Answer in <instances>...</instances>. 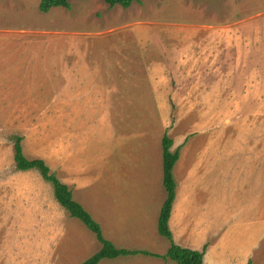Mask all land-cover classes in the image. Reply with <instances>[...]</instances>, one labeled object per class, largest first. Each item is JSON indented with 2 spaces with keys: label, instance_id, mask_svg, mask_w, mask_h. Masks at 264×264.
<instances>
[{
  "label": "rangeland",
  "instance_id": "374dc122",
  "mask_svg": "<svg viewBox=\"0 0 264 264\" xmlns=\"http://www.w3.org/2000/svg\"><path fill=\"white\" fill-rule=\"evenodd\" d=\"M39 1L0 0V264L27 263L14 260L13 250L25 239L24 214L15 228L13 213L2 203L4 192H52L36 170H15L12 138L22 137L24 157L35 159L41 139L46 149L56 142L60 124L70 135L86 133L87 147L106 139L134 177L146 165V154L139 156L144 146L155 176L158 167L159 191L152 190L150 200L132 199L145 200L148 213L165 197L160 142L166 134L171 152L178 149L179 155L172 174L174 202L178 198L184 211L194 207V218L206 216L220 225L207 244L217 238L222 252L206 249L204 264H229L228 257L239 264L247 252L249 264H264V0H137L128 9L109 8L101 0H67L69 10L46 14L38 11ZM72 46L82 52L75 48L69 58L64 52ZM84 63L111 74L113 96L108 84L97 85L107 96H55L56 72L80 83L70 85L72 93L82 89L93 72ZM132 73L147 75L145 92L148 86L161 93L124 96L135 93L136 85L123 84L136 79ZM182 81L187 84L170 85ZM90 87L98 91L95 84ZM80 111L93 112L89 128L79 123ZM97 111L102 113L96 116ZM254 210L256 221H249ZM137 229L150 243L118 247L167 251L156 224ZM106 233L103 227L105 239ZM139 256L99 264H174ZM83 257L65 264H81Z\"/></svg>",
  "mask_w": 264,
  "mask_h": 264
},
{
  "label": "crops",
  "instance_id": "0c3cea01",
  "mask_svg": "<svg viewBox=\"0 0 264 264\" xmlns=\"http://www.w3.org/2000/svg\"><path fill=\"white\" fill-rule=\"evenodd\" d=\"M75 48H77V53L80 54L82 52L79 47L72 46L70 50L64 53L71 58L72 54L76 51L74 50ZM72 62L71 60L70 62L63 63L61 67L64 69L65 65H72ZM84 67L89 71L92 70L91 65L87 63H84ZM92 71L89 81L82 85V89L79 92L74 90L73 93L70 90V85L75 86L80 83L68 76L65 77L64 73L56 72V86L58 88L55 96H107L105 92H101V89L98 88V86L103 84L109 85L108 96H113L111 88L113 78L111 74L107 72L98 73L95 68ZM136 71L140 72V68ZM132 76H135L136 79L133 80L131 78V80L128 78V81H125L123 84L130 87L131 85H136L135 93L133 95L131 93H124V96H156V93H161L158 88L155 91L154 88L151 90L146 86L148 88L146 92L144 88H141V85L145 86L148 84L145 73H140L139 75L132 73ZM93 84H95L98 91L90 87ZM155 84L157 87L160 86L159 81H156ZM168 84L169 82L166 85ZM176 84L186 85L187 81L180 83L170 82L171 86H175ZM92 89L94 90L92 91ZM194 96H198V94H194ZM99 112L100 114L102 113L101 111H97L96 116H98ZM80 113L83 117L80 115L81 119H78L79 123L87 128L92 126L89 122H92L93 112L80 111ZM105 114L108 116L107 112ZM109 114L111 115L110 112ZM74 122L73 131L75 130L74 126L77 124L76 119ZM59 126V135H57L56 142L51 141L47 149L43 144L44 141L40 140V151L38 149L34 153L35 159L44 161L50 171L55 174L56 178L69 188L72 199L81 205L94 221L96 220L95 222L98 223L101 231L103 227L105 228L107 232L106 240L115 248L125 249L126 247L120 248L118 246L134 243H150V238L146 240V237L137 228L157 224L160 207L157 208L156 212L154 210L152 213H148V209L150 208L145 204V200H142L141 204H137V201L134 203L132 199L134 196H141L142 198L144 196V199L148 198L150 200V197H152L151 191L154 189L159 191L160 177L158 167L155 176V169L147 157L148 152H144L143 150L144 146L142 145L144 144H141L143 148L140 149L139 156L141 157L143 153L146 154V157L142 158L146 161V165L140 169V173H135L137 175L134 177L125 172L123 159L120 160L114 155L113 146L109 145L106 139L103 145L95 141L96 144L93 145V148L100 150V153L95 156L93 148L87 147L85 144L86 133L81 132L80 134L82 135L77 137L75 132L74 135H70V132L65 131V128L61 124ZM89 137L91 138V136ZM145 149L148 150L147 148ZM205 160L203 158V164ZM177 162H179V158ZM258 164H255L256 168ZM98 183L100 184L98 185ZM155 184L157 187H155ZM181 195L187 196L186 194ZM2 197L7 198L2 203L7 202L9 211L13 213L15 228L18 221L22 224V214H24L25 239L23 242L13 245V250L18 256L14 257V260H24L27 262L26 264H65L66 262L77 260L80 256H84V262L99 251L100 247H97L96 240L87 236L76 220L70 218L58 205L53 192L39 188L28 189L22 192L8 190V192H4ZM162 203L160 204L162 205ZM173 204L168 221L169 229L171 227L173 232V242L184 249L193 250L191 246H196L193 248L201 251L203 246L208 243V240L212 238L213 233L220 228V225H217L214 220L211 221L209 217L207 220L206 216L205 218H194V207L192 210L184 211V207L178 198L177 201H173ZM250 217L249 221H256L255 210L254 216L252 217L250 213ZM128 224L134 226L135 230L128 233L125 230L128 228ZM243 224L241 222V225ZM133 232L134 234H132ZM216 239L209 246L207 245L206 253L213 247L219 248L218 244L220 241H216ZM125 250L138 249L126 248ZM144 251L156 254L147 248ZM219 251H221V246ZM214 255H218V252H215ZM248 256L249 252L245 254V257L239 264H249L250 258ZM227 263L237 264L238 260L228 257Z\"/></svg>",
  "mask_w": 264,
  "mask_h": 264
},
{
  "label": "trees",
  "instance_id": "16d2710c",
  "mask_svg": "<svg viewBox=\"0 0 264 264\" xmlns=\"http://www.w3.org/2000/svg\"><path fill=\"white\" fill-rule=\"evenodd\" d=\"M109 8L115 6L122 9H128L137 0H101ZM53 8H62L69 10L70 5L67 0H40L37 9L40 13L46 14ZM13 140V162L16 171L36 170L41 178L49 183L52 188L54 198L58 205L68 214L70 218L79 221L89 232H91L99 244L100 249L97 253L82 262L81 264H99L103 260H115L122 257L145 256L160 259L163 261H171L174 264H203L204 252L207 249L205 244L201 251H193L177 246L172 239L171 232L168 227V220L172 204L175 198V183L172 176V170L178 161V149L171 152L172 140L164 134L161 138V166H162V186L165 197L160 207L157 219V233L164 239L168 248L164 255L151 254L146 251H128L116 249L109 241H107L101 231L100 226L86 212L81 205L72 199L69 188L62 184L52 173L44 161L40 159L28 160L24 157L22 151V137L14 136Z\"/></svg>",
  "mask_w": 264,
  "mask_h": 264
}]
</instances>
